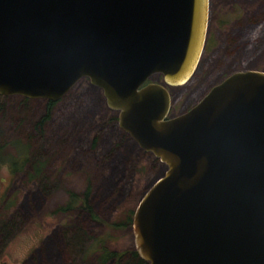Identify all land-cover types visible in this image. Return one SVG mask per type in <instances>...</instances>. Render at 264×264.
I'll use <instances>...</instances> for the list:
<instances>
[{
	"label": "water",
	"instance_id": "water-1",
	"mask_svg": "<svg viewBox=\"0 0 264 264\" xmlns=\"http://www.w3.org/2000/svg\"><path fill=\"white\" fill-rule=\"evenodd\" d=\"M206 23L207 0H0V95L57 101L87 78L165 165L131 216L147 264H264V71H233L167 116Z\"/></svg>",
	"mask_w": 264,
	"mask_h": 264
},
{
	"label": "rangeland",
	"instance_id": "rangeland-1",
	"mask_svg": "<svg viewBox=\"0 0 264 264\" xmlns=\"http://www.w3.org/2000/svg\"><path fill=\"white\" fill-rule=\"evenodd\" d=\"M203 46L188 79L166 86L168 117L188 109L233 71H264V0H207ZM86 81L79 79L55 101L36 140L27 137L29 123L45 114L44 100L28 98L23 112L22 96L2 95L0 149L7 145L0 150V222L14 211L20 218L0 264H100L103 250L122 253L134 247L130 226L113 224L133 213L163 165L118 126L101 90ZM147 81L162 82L159 75ZM27 148V160L40 153L35 178L31 164L13 171L8 161L21 158ZM41 181L52 186L48 193L39 190ZM86 190L92 215L61 210L72 193L77 207ZM68 226L74 234L63 240Z\"/></svg>",
	"mask_w": 264,
	"mask_h": 264
},
{
	"label": "trees",
	"instance_id": "trees-1",
	"mask_svg": "<svg viewBox=\"0 0 264 264\" xmlns=\"http://www.w3.org/2000/svg\"><path fill=\"white\" fill-rule=\"evenodd\" d=\"M160 76V75H159ZM82 80H88L86 78H81ZM87 82V81H86ZM96 87V86H95ZM99 89V88H98ZM5 96L0 95V120L2 119V112H3V100H4ZM45 102V114L43 116H41L38 120L33 121L32 123H29L30 125V131L27 134V137L31 140H36L34 138H37V136L39 137V135H41L40 132V128L41 126L44 124V122L49 118V114H50V109L52 107V105L55 103V101H49V100H45L43 99ZM28 98L27 97H22L21 102H19L18 107H20L19 110L21 111H25L27 110L28 107ZM115 118V117H114ZM75 125H73L72 127H74ZM57 128V127H56ZM58 128H62V127H58ZM35 132H37V135H35ZM128 135V134H127ZM129 136V135H128ZM11 142H15V141H10ZM27 144H31V142L26 141ZM7 144L4 145V147ZM33 145V143L31 144V146ZM4 147H2L4 149ZM1 148V149H2ZM0 149V150H1ZM28 151V148L26 149V152L22 155L21 158H18L15 161H9V163L12 165V170L13 171H18L19 169L21 170L22 167L26 164V162L30 165V169L31 172H34V178L40 174L41 171V166L38 163H35V160L39 157L40 153H38L39 155L37 156V158L31 159V160H27V158L25 157L26 153ZM0 156L2 157L3 155L0 154ZM0 159H3L0 158ZM156 162H159L158 159H155ZM161 163V162H160ZM36 164V165H35ZM163 165V170L162 172H160V174L157 176L159 177L163 171L165 170V165L163 163H161ZM156 177V178H157ZM33 178V179H34ZM155 178V179H156ZM154 179V180H155ZM39 185V190L41 192L44 193H48L49 190L51 189L52 186L47 187L45 186V183H43L42 181L38 183ZM73 193L71 194V198L69 199V201L64 205V207H61V210L63 212H69L71 210H82L85 211L89 214H91V212H93L91 205L88 202V191L86 190L85 192H83L81 195H78L79 197V205L77 207H73V204L75 203V199L73 197ZM71 200V201H70ZM73 200V201H72ZM81 200V201H80ZM2 203L3 207L2 208H6L7 204L4 201V199H2ZM1 209V208H0ZM130 210L127 211L125 214V218L123 221L119 220L117 221L118 223L113 224L114 226H130L131 227V216L130 215ZM92 215V214H91ZM19 215H18V211H14L12 212L9 217H5L4 220L2 222H0V255H1V251L4 248V246L6 245V243L8 242V240L11 238V236L16 232L17 228H18V222H19ZM70 228V229H69ZM74 229V228H73ZM72 229V230H73ZM62 235H64L63 240L64 239H70V237L73 236L74 233H71V226H68L67 228L65 227L64 230H62ZM77 233V231H76ZM67 243H69V241L67 240ZM105 253H103L102 255V260L100 264H147L146 261L142 260L136 250L133 248L132 250L129 251H125V252H116V251H105L103 250Z\"/></svg>",
	"mask_w": 264,
	"mask_h": 264
},
{
	"label": "flooded vegetation",
	"instance_id": "flooded-vegetation-1",
	"mask_svg": "<svg viewBox=\"0 0 264 264\" xmlns=\"http://www.w3.org/2000/svg\"><path fill=\"white\" fill-rule=\"evenodd\" d=\"M222 79H223V78H222ZM222 79H221V80H222Z\"/></svg>",
	"mask_w": 264,
	"mask_h": 264
}]
</instances>
